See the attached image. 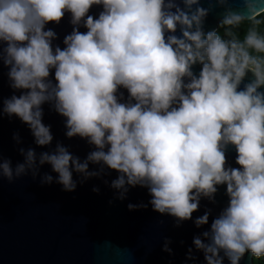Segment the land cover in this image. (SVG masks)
Listing matches in <instances>:
<instances>
[{"label": "clouds", "instance_id": "obj_1", "mask_svg": "<svg viewBox=\"0 0 264 264\" xmlns=\"http://www.w3.org/2000/svg\"><path fill=\"white\" fill-rule=\"evenodd\" d=\"M183 4L0 0V61L9 86L21 90L4 98L0 112L19 118L34 143L45 146L53 139L50 125L42 122V105L49 103L65 117L66 137L94 145L83 160L60 143L39 154L20 148L23 161L0 160V175L9 181L28 172L35 177L39 166L48 164L55 182L72 191L73 173L83 180L106 166L118 173L110 183L118 198L129 187H146L153 210L177 222L192 219L200 198L211 199L223 184L227 204L192 244L206 264H223L225 257L239 264L246 251L264 255V92L258 91L264 73L256 72L238 90L246 70L255 71L249 58L236 44L202 30L208 9L198 0ZM253 4L245 0L248 9ZM93 5L101 6L95 18L88 14ZM66 12L73 29L61 48L53 45L56 33L45 25L58 23ZM240 16L228 11L223 19L231 23ZM247 43L264 50V39L255 35ZM196 63L198 74L192 71ZM119 88L127 90L126 100ZM14 139L19 142L15 134ZM228 145L234 146L239 167L226 166ZM89 163L101 169L90 170ZM53 179L44 173L41 183ZM193 223H208V212ZM164 250L171 251L167 243Z\"/></svg>", "mask_w": 264, "mask_h": 264}, {"label": "water", "instance_id": "obj_2", "mask_svg": "<svg viewBox=\"0 0 264 264\" xmlns=\"http://www.w3.org/2000/svg\"><path fill=\"white\" fill-rule=\"evenodd\" d=\"M253 2V7L248 9L245 0H198L201 7L208 9L202 18V30L214 32L228 11L241 14L236 21L253 18L264 10V0ZM175 3L184 8L183 0ZM100 11V5H93L88 14L95 18ZM69 20L70 14L66 12L58 23L50 21L45 25L56 33L54 46L64 47L63 37L73 29ZM79 31L86 29L80 26ZM174 34L180 35L179 26ZM200 67L199 63L192 65L193 73L198 74ZM249 69L254 68L249 66ZM7 71L0 61V108L4 98L14 92L19 95L21 91L9 86ZM256 72L246 70L238 90L253 81ZM49 79L55 83L51 71ZM258 91L264 92V84ZM118 92L124 94L122 99H127L126 89L119 88ZM42 108V122L50 125L53 137L45 146L34 143L31 131L19 118L0 112V160L6 158L15 165L24 159L20 148H33L39 154L53 150L57 143L81 160L94 149L86 138L65 136V117L49 103ZM235 155L234 146L228 145L226 166L239 167ZM89 169L98 170L101 165L89 163ZM44 173L53 176L51 183H41ZM117 175L106 166L99 175L83 180L80 174L73 173L77 183L72 191L63 190L55 182L56 173L51 172L48 164L39 166L35 177L28 172L9 181L0 175V264H206L202 251L195 248L192 239L206 231L227 204L225 186L218 185L211 199L201 197L192 219L177 222V218L153 210L146 187H129L124 198H118L119 190L110 187ZM129 204L141 206L130 210ZM206 211L208 223L197 227L193 220ZM165 243L171 251L164 250ZM252 254L246 251L239 264H253ZM223 264H229L226 257Z\"/></svg>", "mask_w": 264, "mask_h": 264}, {"label": "trees", "instance_id": "obj_3", "mask_svg": "<svg viewBox=\"0 0 264 264\" xmlns=\"http://www.w3.org/2000/svg\"><path fill=\"white\" fill-rule=\"evenodd\" d=\"M257 19L264 22V10L251 19L242 20L240 24L252 23L255 22L254 20ZM248 35H255V37L257 38L264 39V26L260 25L255 29L250 30ZM219 38L229 45L236 44L238 46L237 51L243 55H246L249 58L251 64L249 66H251L260 73H264V50L250 46L247 43V38L245 40L242 37L236 40L229 38L226 39L222 36H219ZM252 260L253 264H264V255L257 256L253 253Z\"/></svg>", "mask_w": 264, "mask_h": 264}, {"label": "rangeland", "instance_id": "obj_4", "mask_svg": "<svg viewBox=\"0 0 264 264\" xmlns=\"http://www.w3.org/2000/svg\"><path fill=\"white\" fill-rule=\"evenodd\" d=\"M241 21L242 20L229 23L225 22V20H220L218 22L217 29L214 31V34L217 37L222 36L226 39L229 38L236 40L242 37L245 40L249 36L248 33L250 32V30L255 29L260 25L264 26V22L258 19L254 20L255 22L247 24H240ZM249 65H251L250 62Z\"/></svg>", "mask_w": 264, "mask_h": 264}]
</instances>
